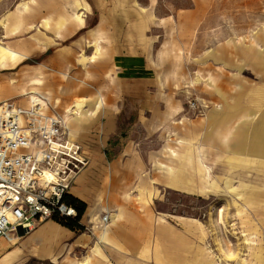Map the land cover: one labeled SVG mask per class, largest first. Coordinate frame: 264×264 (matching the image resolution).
I'll list each match as a JSON object with an SVG mask.
<instances>
[{"label": "crops", "instance_id": "1", "mask_svg": "<svg viewBox=\"0 0 264 264\" xmlns=\"http://www.w3.org/2000/svg\"><path fill=\"white\" fill-rule=\"evenodd\" d=\"M215 4L0 0V31L10 47L7 58L0 51V77L16 68L15 83L40 86L45 80L46 88H37L44 113L62 119L68 138L90 161L68 191L85 205L79 222L87 232L75 234L51 219L37 222L20 234L14 249L2 251V243L10 245L0 239V264H15L23 256L48 264H217L201 223L156 208L166 191L207 197L223 179L215 173L219 166L227 172L234 165L225 156L214 161L208 143L240 118V108L193 119L180 93L188 79L185 54ZM81 55L92 70V84L104 83L117 94L72 123L47 103L63 98L59 67ZM31 59L36 62L24 64ZM76 84L91 83L81 78ZM65 95L68 102L78 99V93ZM131 102L128 127L121 113ZM251 166L254 177L260 163ZM236 167L240 173V159Z\"/></svg>", "mask_w": 264, "mask_h": 264}, {"label": "rangeland", "instance_id": "2", "mask_svg": "<svg viewBox=\"0 0 264 264\" xmlns=\"http://www.w3.org/2000/svg\"><path fill=\"white\" fill-rule=\"evenodd\" d=\"M0 48L7 58L10 47L1 31ZM185 59L188 79L180 93L191 118L204 119L211 110L227 108L229 112H236L240 108V118L228 126L223 135H214L208 143L214 161L223 160L225 156L224 160L234 165L228 166L227 172L219 166L215 173L222 174L223 179L214 182V189L207 197L166 191L167 200L156 208L167 211L171 208L174 215L201 223L205 238L212 243L209 253L217 264H264V0H216L212 11L198 27ZM76 60L80 62L75 63ZM86 63V57L81 55L73 62L65 61L64 68L59 67V77L64 82L59 87L63 98L47 103L50 110L64 119L68 117L72 123L85 114L92 115V111L108 103L104 101L106 98L117 94L104 83L92 84V70ZM16 71V68L5 70L4 78L0 77V85H3L0 105L12 101L26 107L23 100L28 102L27 92L38 96L37 88H46L45 80L40 86L29 81L15 83ZM81 78L91 84L77 85ZM21 90L25 93L21 94ZM72 93H78V99L63 100L65 94L71 96ZM190 101L196 103L195 110L189 108ZM124 106L121 116L128 126L134 103ZM40 148L42 142L34 140L29 149L20 151L32 154ZM238 159L240 173L236 167ZM254 161L260 163V173L253 177L249 168ZM85 232L84 228L81 233ZM17 246L18 241L10 246L2 243L1 250ZM15 264L48 263L23 256Z\"/></svg>", "mask_w": 264, "mask_h": 264}, {"label": "built area", "instance_id": "3", "mask_svg": "<svg viewBox=\"0 0 264 264\" xmlns=\"http://www.w3.org/2000/svg\"><path fill=\"white\" fill-rule=\"evenodd\" d=\"M43 107L39 96L28 97L26 107L12 101L0 105V239L9 245L20 238L18 231L27 234L53 214L76 215L61 199L90 163L68 138L62 119L45 114ZM189 108L195 110L196 103L190 101ZM34 140L42 148L32 154L20 151Z\"/></svg>", "mask_w": 264, "mask_h": 264}, {"label": "trees", "instance_id": "4", "mask_svg": "<svg viewBox=\"0 0 264 264\" xmlns=\"http://www.w3.org/2000/svg\"><path fill=\"white\" fill-rule=\"evenodd\" d=\"M35 62L36 61L34 60H26L24 64H33ZM61 200L67 205L73 207L76 211V215L74 217H66L60 214H53L50 219L70 232L81 233L84 230V227L80 224L79 221L85 210L84 203L80 202L70 194H64Z\"/></svg>", "mask_w": 264, "mask_h": 264}, {"label": "bare ground", "instance_id": "5", "mask_svg": "<svg viewBox=\"0 0 264 264\" xmlns=\"http://www.w3.org/2000/svg\"><path fill=\"white\" fill-rule=\"evenodd\" d=\"M41 73V68L40 67H36V68H34V70H33V74H35L36 76H37V74H40ZM35 77V76H34ZM0 87H3V85H0ZM31 94V92H29L28 93V97L29 98H32L33 96L32 95H30ZM76 107H80V104H77L76 105ZM66 119H68L67 117H66Z\"/></svg>", "mask_w": 264, "mask_h": 264}, {"label": "water", "instance_id": "6", "mask_svg": "<svg viewBox=\"0 0 264 264\" xmlns=\"http://www.w3.org/2000/svg\"><path fill=\"white\" fill-rule=\"evenodd\" d=\"M19 234H22V231H18Z\"/></svg>", "mask_w": 264, "mask_h": 264}]
</instances>
